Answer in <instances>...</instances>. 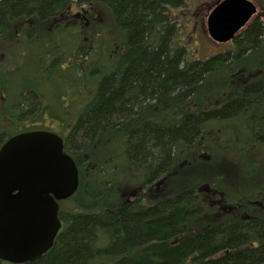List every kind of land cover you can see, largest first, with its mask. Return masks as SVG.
Wrapping results in <instances>:
<instances>
[{
  "label": "trees",
  "instance_id": "1",
  "mask_svg": "<svg viewBox=\"0 0 264 264\" xmlns=\"http://www.w3.org/2000/svg\"><path fill=\"white\" fill-rule=\"evenodd\" d=\"M185 3L0 0V40L13 61L25 59L20 37L40 47L52 44L40 56L39 49L32 54L51 52L55 59L46 71L92 85L68 135L72 145L64 146L76 161L79 187L58 202L61 227L51 247L20 264H264V187L263 199L212 210L202 204L201 182L175 194L156 190L201 157L197 148L212 120L236 118L249 133H264L262 15L226 50L200 59L180 39L176 18ZM74 35L80 43H73ZM77 60L86 62V79L75 71ZM14 90L6 86L9 97L39 102L37 94L22 93L26 87ZM114 134L122 167L113 158H95L98 142ZM83 159L85 165H78ZM118 172L124 177L115 190ZM107 175L103 185H92ZM101 186L115 190L112 198ZM130 190L133 197L122 199Z\"/></svg>",
  "mask_w": 264,
  "mask_h": 264
},
{
  "label": "water",
  "instance_id": "2",
  "mask_svg": "<svg viewBox=\"0 0 264 264\" xmlns=\"http://www.w3.org/2000/svg\"><path fill=\"white\" fill-rule=\"evenodd\" d=\"M255 11L249 0H222L207 16V32L230 40ZM78 184L58 135L35 130L10 137L0 148V260L22 263L44 254L60 228L58 200Z\"/></svg>",
  "mask_w": 264,
  "mask_h": 264
},
{
  "label": "rangeland",
  "instance_id": "3",
  "mask_svg": "<svg viewBox=\"0 0 264 264\" xmlns=\"http://www.w3.org/2000/svg\"><path fill=\"white\" fill-rule=\"evenodd\" d=\"M219 1L220 0H186L185 6L177 13L176 20L181 31L180 39L182 40V43L189 45V53L200 59L219 51L226 50V46L230 42H216L212 40L207 33V15ZM250 1L256 5L258 15H262V18L264 19V0ZM1 45L2 42H0V46ZM50 45L40 47L28 42L25 59L23 61L17 60L16 70L11 76H8L7 79H2L0 77V83L13 87L15 92L22 87L31 86L42 102H48L52 105L59 104L67 107L66 110H72L75 107L76 101L79 98L83 99L85 97L84 90L81 87H78L74 93H69V90H74L76 86L71 85L70 83L72 82L70 80L63 79V77L54 70L53 72L46 71L40 58L36 55H32L34 50L39 49L44 52L47 48H50ZM101 58H103V55ZM77 62L80 65L84 63H81L79 60H77ZM83 70L85 71L84 67ZM1 74L2 73H0V75ZM83 74L85 75V73ZM65 85H67V89L63 96L61 92L62 89L64 90ZM89 85L92 86L91 84ZM215 85L212 87H215ZM94 88L95 86L93 87V91ZM219 89L220 88L218 87L214 90L217 91ZM85 91L92 94L89 89H86ZM60 121L64 126H67L68 124H71L73 119H71V117L69 119L66 117L65 121L62 119ZM217 122L221 123L223 126L227 123H231V125L229 133H225L224 129H220L225 136L222 140H218V142L216 141L217 134L219 133L217 127L214 125L208 127L210 131L209 135L205 137V144L212 152V158L207 160L209 158L207 155H201V157L194 160L195 163H192L191 161L189 165H185L178 174L176 173L171 179H169L163 188H156V190H159L160 193L164 192L166 195L175 194L186 185L200 183L205 180H215L220 188H227L230 186L235 188V186H237V188L240 189V192L244 190L245 193H247L254 184L262 183L264 181V159L257 156L258 150L262 147L261 139L264 138V133H259V131L246 133L233 118ZM46 125H50L54 128H60L61 126V124L57 125L56 123L48 121H46ZM214 135H216V137ZM209 150L205 149L201 152L209 153ZM120 151L119 135H110L98 142L95 150V158L98 159V162L104 157L113 158V163L122 167L125 165V159L120 155ZM198 152L200 151L198 150ZM183 162H185V160H183ZM125 170L132 171L130 167H125L124 171ZM231 172L233 173L232 175ZM118 173L119 175L122 174L120 172ZM92 174L94 179L99 178L96 171H92ZM109 177L110 176L107 175L105 178L102 177V182L95 181L91 183L92 185L99 183L103 185ZM123 177L124 176L121 175L114 178V180H117L115 182V190L122 182L120 179ZM153 181L154 180L151 182ZM106 186L101 187H103L106 197L110 199L115 190L107 192ZM154 190L155 189L151 192ZM122 191L123 189H121V192ZM133 191L134 190L128 191V194L121 196V198L125 200L130 199L136 193V191ZM114 195L116 196L118 193H115ZM202 204H205L204 201H202Z\"/></svg>",
  "mask_w": 264,
  "mask_h": 264
},
{
  "label": "flooded vegetation",
  "instance_id": "4",
  "mask_svg": "<svg viewBox=\"0 0 264 264\" xmlns=\"http://www.w3.org/2000/svg\"><path fill=\"white\" fill-rule=\"evenodd\" d=\"M16 35V34H15ZM28 35V34H24ZM46 35H51V33H46ZM53 35H56L53 33ZM78 36V35H77ZM24 41L22 43H26L25 47H27V40L26 38L20 37ZM37 40V38H33ZM2 45L0 46V77L2 79H7V75L11 76L12 73L16 70V62L13 61V57H9V54H6V40H0ZM37 50V49H36ZM38 51V50H37ZM39 56L40 54L44 53L41 50L38 51ZM46 55L44 58H40V61L45 70L48 69L50 63L54 62V57L52 56L51 52H45ZM38 56V57H39ZM26 57V56H25ZM42 59H45L42 62ZM64 63H68L67 60ZM86 69V66H79L76 69V72L80 74L82 77L87 75V73L83 70ZM52 70V69H51ZM85 73V75L83 74ZM73 86H76L74 90L70 91L69 93H74L78 87H81L85 92V97L83 99L79 98L76 101L75 107L72 110H66L67 107L61 106L59 104L52 105L48 102H38L32 103L27 101H22L21 98H12L6 93V84L0 83V147L2 144L6 142L8 138L13 135H16L21 132L32 131V130H48L55 132L62 138L63 146L72 145V142L68 141V135L71 131L72 126L74 125L77 118L81 115V112L84 109L85 104L90 99L89 93L86 92L84 87V82L82 81H74L70 83ZM69 84V85H70ZM67 85H65L64 90L62 89L61 94L66 92ZM30 91H34L30 89ZM27 90L23 91L22 93H26ZM42 105V107H41ZM66 117L69 119H73L71 124L67 126L63 125L60 121L66 120ZM46 121L56 123L57 125L61 124L60 128H54L50 125H46ZM72 140H74L72 138ZM85 146V145H84ZM65 149V148H64ZM83 151L85 150L84 147L81 148ZM80 149V150H81ZM82 151V152H83ZM71 155V154H70ZM85 155V154H84ZM73 157V155H71ZM84 159L82 164H84Z\"/></svg>",
  "mask_w": 264,
  "mask_h": 264
},
{
  "label": "bare ground",
  "instance_id": "5",
  "mask_svg": "<svg viewBox=\"0 0 264 264\" xmlns=\"http://www.w3.org/2000/svg\"><path fill=\"white\" fill-rule=\"evenodd\" d=\"M42 255H43V254H42ZM40 257H41V256H40ZM40 257H39V258H40ZM35 260H36V259H35Z\"/></svg>",
  "mask_w": 264,
  "mask_h": 264
}]
</instances>
